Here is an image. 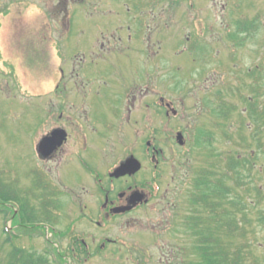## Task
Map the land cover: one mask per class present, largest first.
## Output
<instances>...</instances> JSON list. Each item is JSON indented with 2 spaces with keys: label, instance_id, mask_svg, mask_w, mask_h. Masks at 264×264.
Listing matches in <instances>:
<instances>
[{
  "label": "rangeland",
  "instance_id": "obj_1",
  "mask_svg": "<svg viewBox=\"0 0 264 264\" xmlns=\"http://www.w3.org/2000/svg\"><path fill=\"white\" fill-rule=\"evenodd\" d=\"M234 1L223 0L222 13L204 2L196 21L191 12L184 18L182 4L170 32H133L141 45L126 42L123 17L100 16L98 0H59L51 10L58 18L55 37L26 40L19 26L0 24V264L16 250V258L36 264L177 263L193 242L191 194L199 181L222 176L231 190L217 201L214 224L203 211L202 227L218 231L206 234L223 237L233 254L242 252L240 264H264V0ZM9 2L0 0V13L7 14ZM244 16L251 29L236 32L234 22ZM147 41L161 42L148 48ZM101 42L114 48L100 49ZM103 83V99L94 98L91 107V93ZM123 92L136 100L128 103L130 124ZM156 96L172 103L169 116L151 106ZM58 105L73 117L69 124H58ZM252 107L261 113L259 127ZM77 121L89 136L100 135L96 128L105 136L94 156L83 152L89 168L103 175L134 155L142 170L127 184L148 194L149 204L100 225L94 175L70 162L79 147L66 148L56 164L39 160V141L60 125L81 134ZM231 158H246L253 168L236 173ZM232 197L244 214H230L236 222L225 226L230 215L221 218L220 207Z\"/></svg>",
  "mask_w": 264,
  "mask_h": 264
},
{
  "label": "flooded vegetation",
  "instance_id": "obj_2",
  "mask_svg": "<svg viewBox=\"0 0 264 264\" xmlns=\"http://www.w3.org/2000/svg\"><path fill=\"white\" fill-rule=\"evenodd\" d=\"M100 4L104 6L102 10H100V16H104L109 18L112 15H118L124 18L123 23L125 25L122 26V29L120 30L121 32H127L128 34V40L126 42H129V44H136L138 43L141 45V43L138 40H132L133 39V32L134 34L138 33H144L148 32V36L152 37V32H170L171 30V23H173L174 19V14L176 15L177 12L179 11V6L182 4H185V10H184V18H187L189 20V13L191 12V15L194 13L196 15V19L194 17V20L196 21L197 18L199 17L200 13H203V10H200V6L204 2H209L210 3V9H211V4L215 6V11L222 13L226 7V5L223 3V0H216L217 3H212L213 0H98ZM229 1V0H227ZM119 5V6H118ZM237 5V2L232 0V6ZM237 6L235 7V9ZM231 11V10H230ZM232 11H234L232 7ZM164 18L167 20L164 21ZM244 18H245V24L244 23ZM241 19V22L239 20ZM102 22V20H101ZM108 22V19L105 20L103 23V26H106L104 23ZM250 19L248 16L241 17L237 19L234 22V28L236 29V32H243V31H249L250 24L249 26ZM161 27V28H159ZM245 27V28H244ZM251 29V28H250ZM190 36L187 38L188 42L191 40L189 39ZM111 41H107V43L110 45ZM161 41H147V47L148 48H155L158 43ZM172 42L171 37L167 38V45H169ZM104 42H101L100 49H104L107 45ZM116 43V42H112ZM164 43V41H163ZM108 48H114V47H109ZM61 73H63V70H61ZM64 74V73H63ZM75 75H77L75 73ZM79 82H84L83 80H80ZM88 84V82H85ZM106 85V83L100 84L97 88V90L93 93H91V98L89 101V105L92 107V101L94 98L98 99L100 98L103 99V92L100 91L103 88V85ZM84 87V84H76V87L78 86ZM59 87V84L57 85L56 88ZM152 91V90H151ZM102 94V95H101ZM124 95V92L122 93L121 97L125 99L127 103V122L130 124V119L133 113L131 112V106L128 103H136V100L134 102L126 99V95ZM151 106L158 108L161 110L163 113L165 112L166 116H169L170 112L173 110L172 103L167 102L164 100V98H158L156 96L154 99L151 100ZM88 105V106H89ZM135 106V105H134ZM133 106V107H134ZM150 104H147V107L151 108ZM75 108V106H72ZM83 108V107H81ZM57 113H58V124L64 123L66 120L67 121H72L73 117L69 116L67 112L65 111V105H58L57 106ZM86 111L83 110L82 113H86ZM120 112V111H119ZM117 111V116L118 113ZM136 112V111H135ZM121 113V112H120ZM84 114H82L83 116ZM90 115V116H89ZM91 117V109L88 111V114L86 115V119L89 120ZM136 117L134 114L133 119ZM50 118V116H49ZM119 118V117H118ZM122 118V117H121ZM94 121V124L98 127V122L96 117L94 119L91 118V121ZM120 120V119H119ZM80 126H77L78 128H82L81 134H77L74 130H71L69 127H62L56 126L51 130L48 134H46L37 144L36 146V154L39 157V160L43 164H56L57 162H61L63 157H65V154L67 152L66 148L72 147L75 148L76 145L79 147L77 152L72 154V159H71V165L72 163H78L83 169L86 171L92 172V175H94V188H96L95 195L96 197L99 198V204L97 207V212H96V217L97 219H100L101 221L98 222L100 225H102L104 222H112L114 220H122L126 216L136 212L137 210L141 209L144 205L147 204H140L138 205L133 211L128 212V213H123L120 212L121 209L126 207L129 204V200L132 196V194L135 191H140L139 188L136 187V184H127L128 182L135 181L136 175H126V176H120V177H113L112 174L115 172V170L118 168L117 166L113 168H109L107 170H102L103 175L96 174V170L94 171V167L89 168L87 162H86V153L83 152H90L93 156L96 153V148L99 146V140H105V136L101 133L98 128L96 130L98 131L99 136L96 135L94 138L92 136H89V133H84L83 126L79 121H77ZM70 122H65V124H69ZM73 124V123H72ZM74 126V125H70ZM88 126V125H87ZM95 126V127H96ZM106 126L109 128L110 124H106ZM56 131H64L66 133V140L64 141L63 145L58 147L56 150H53L51 152V146L48 145L47 141H44L46 138H49L53 135L54 132ZM79 137L80 140L78 139ZM91 138V140H89ZM44 141V142H43ZM74 143V145H73ZM81 149H80V146ZM70 146V147H69ZM96 147V148H95ZM148 152H150V149H147ZM150 154L153 155V151L151 150ZM134 156V155H130ZM129 156V157H130ZM135 157V156H134ZM122 163V162H121ZM120 163V164H121ZM119 164V165H120ZM71 165H68L70 168ZM104 166V165H103ZM68 168V169H69ZM157 167L155 166V169ZM68 169L66 170L65 173L68 172ZM65 183V182H64ZM66 184V183H65ZM67 185V184H66ZM142 192V190L140 191ZM148 195V194H146ZM149 198V196H147Z\"/></svg>",
  "mask_w": 264,
  "mask_h": 264
},
{
  "label": "trees",
  "instance_id": "obj_3",
  "mask_svg": "<svg viewBox=\"0 0 264 264\" xmlns=\"http://www.w3.org/2000/svg\"><path fill=\"white\" fill-rule=\"evenodd\" d=\"M257 111L258 110L256 107H252V111L250 113L251 117L255 119L259 127L262 124L258 123L257 120L259 121L258 116L260 117L261 113H258ZM260 119L261 122L264 123V113L261 115ZM261 129L262 127L258 129V132L260 134L262 132ZM253 163L254 162H252L251 164L250 160L246 158H231L228 165L230 167V170L238 173L240 169V171H248L249 169L253 168ZM215 178L216 176L214 177V179ZM225 178V176H222V179H219L217 181H210V183L201 180L198 182L197 191L194 192L195 194L192 192L193 194L191 195H193V197L189 199V203L192 209V215L189 216L188 220L189 228L193 232V242L190 244L191 248L189 250H181L184 255L187 254V259L177 258L175 259L177 263L174 264H240L243 261V253L238 251L235 252L236 255L233 254V251L230 249V246L226 244L223 237L209 236L208 234H206L214 233L215 235V233H218V231H214L215 229L211 230V227H208V229L202 227L205 215V213H203L204 210H209V215L207 216L206 221H210L212 224L217 221L216 211L219 208V204H217V201H220L227 195H229L230 188L228 187V185H225ZM202 183L204 185V189H202V186H200ZM257 192L258 195L256 197L261 198L262 196L260 194V191ZM236 199L237 198L233 199L232 197L230 198V200L224 201V207H220L221 218L225 219L228 217V215L235 214V211L242 213L243 209L242 207H240L241 203H236ZM262 214H264V212H262ZM227 220L228 223H232H227L225 224V226L230 224L233 225V222H236V218L233 215H230ZM243 220L247 222V219ZM222 225H224V223H222ZM5 231L7 232L6 228L4 230V233ZM230 234H232V230H230L229 236ZM9 241L10 239L7 236L6 242L9 243ZM18 252L21 251L16 250L15 253L10 254L8 258V264H36L34 260H30V258L25 255H21L20 257L16 258V254ZM42 260L43 259H41V262H44Z\"/></svg>",
  "mask_w": 264,
  "mask_h": 264
},
{
  "label": "clouds",
  "instance_id": "obj_4",
  "mask_svg": "<svg viewBox=\"0 0 264 264\" xmlns=\"http://www.w3.org/2000/svg\"><path fill=\"white\" fill-rule=\"evenodd\" d=\"M58 3L59 0H10L7 14L0 13V24H7L12 30L19 26L26 40L44 35L55 37L58 18L53 17L51 10Z\"/></svg>",
  "mask_w": 264,
  "mask_h": 264
},
{
  "label": "water",
  "instance_id": "obj_5",
  "mask_svg": "<svg viewBox=\"0 0 264 264\" xmlns=\"http://www.w3.org/2000/svg\"><path fill=\"white\" fill-rule=\"evenodd\" d=\"M65 139H66V134L63 131H56L53 133L51 137L46 138L44 141H47L48 145L51 146V152H52L53 150H56L58 147L62 146ZM178 141L180 145H184L182 134L178 135ZM140 169H141L140 163L137 160H135L133 157H131L121 164L120 168L116 171L115 175L117 177L125 176L127 174L133 175L137 173ZM144 199H145L144 195L140 193H135L132 199L130 200V205L122 209L121 212L130 211L139 202H143Z\"/></svg>",
  "mask_w": 264,
  "mask_h": 264
}]
</instances>
